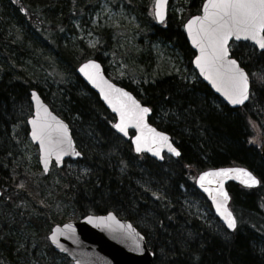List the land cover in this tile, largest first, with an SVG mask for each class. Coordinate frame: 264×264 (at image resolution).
I'll use <instances>...</instances> for the list:
<instances>
[{
  "label": "trees",
  "instance_id": "trees-1",
  "mask_svg": "<svg viewBox=\"0 0 264 264\" xmlns=\"http://www.w3.org/2000/svg\"><path fill=\"white\" fill-rule=\"evenodd\" d=\"M202 1L179 0L180 16L168 12L162 25L152 20L145 30L149 42L174 48L188 70L194 52L182 25L199 13ZM85 7L81 0H0V264H70L47 240L51 225L108 211L143 234L152 264H264V162L259 154L264 81L258 78L264 74V52L248 42L230 44L231 56L250 78L249 100L239 108L227 106L196 73L193 79L164 73L133 84L108 74L102 54L111 50L109 30L98 33L92 48L63 43V35L72 32L70 19ZM143 49L140 59L148 75L151 66L145 60L151 61V54L147 46ZM91 57L100 60L112 81L153 109L148 121L171 136L178 157L165 155L158 162L135 154L129 140L113 131V115L75 72ZM31 89L69 124L82 152L76 165L53 167L50 180L36 156L29 161L27 149L19 151L15 141L23 139L25 116L31 113ZM224 165L245 166L260 180L254 188L227 184L237 220L232 232L214 216L193 181L198 172ZM189 198L202 201L208 217L187 204Z\"/></svg>",
  "mask_w": 264,
  "mask_h": 264
},
{
  "label": "snow or ice",
  "instance_id": "snow-or-ice-1",
  "mask_svg": "<svg viewBox=\"0 0 264 264\" xmlns=\"http://www.w3.org/2000/svg\"><path fill=\"white\" fill-rule=\"evenodd\" d=\"M166 0H155L156 19L164 20ZM192 44L198 49L194 63L200 73L212 82L219 92L233 105L243 104L249 98V74L241 67L236 58H232L229 41L244 38L254 42L264 50V0H203L200 14L192 16L184 25ZM80 71L97 88L103 99L118 114L119 120L113 125L118 132L128 135L129 125L137 131L132 137L136 153L147 151L161 156V149L179 156V150L173 146L166 132L157 131L145 120V116L153 109L141 104L132 93L106 80L100 73V65L95 60L82 64ZM264 81V74L258 77ZM32 98L36 101V112L28 121L32 126L31 136L40 143L41 152L45 154L44 165L47 170V156L54 155L59 162L65 152L81 155L76 152L68 125L52 115L47 105L40 101L35 91ZM162 158V157H161ZM229 175L241 180L246 186L260 183L251 171L246 168H218L201 172L197 183L207 192L215 204L216 211L223 218L228 229L237 228V220L228 209L229 195L223 184ZM215 185L216 187H211ZM154 196L157 193H153ZM90 222H99L110 229L118 226L121 239L134 247L135 251H144L141 241L144 237L131 224H120L112 212L106 217L87 216ZM66 231L72 230L71 224L63 225ZM59 226L52 232L51 240L57 241ZM65 234V233H60ZM76 264H80L79 261Z\"/></svg>",
  "mask_w": 264,
  "mask_h": 264
},
{
  "label": "rangeland",
  "instance_id": "rangeland-1",
  "mask_svg": "<svg viewBox=\"0 0 264 264\" xmlns=\"http://www.w3.org/2000/svg\"><path fill=\"white\" fill-rule=\"evenodd\" d=\"M84 6H87L84 13L72 17V32L64 34L62 39L66 46L76 47L78 43H84L87 47L96 46L99 41L98 33L101 30H109L111 33L110 44L111 50L103 52L104 64L107 66L108 74L117 78H124L133 84L140 80H147L164 73H176L186 75L188 79H193L195 71L193 68L188 70L183 64L182 58L178 52L167 43L159 41L149 42L145 30L150 27L153 18V0H81ZM144 4L140 11L139 4ZM139 11V15H137ZM183 8L179 5V0H170L168 12H176L181 15ZM147 46L146 50L150 51L151 61L150 71L147 75L143 72L145 67L144 61L140 59V52ZM145 50V51H146ZM50 59V63L54 61ZM47 60V62H48ZM24 64L30 65V61L24 60ZM45 62V60H44ZM33 66V65H32ZM36 68V67H35ZM53 67H49L52 72ZM27 117V116H25ZM23 139L16 138L17 145L20 144L19 151L27 149L29 161L33 160L35 147L29 140L28 136L23 133ZM21 142V143H20ZM28 163V162H27ZM30 165V164H29ZM70 165V163L66 164ZM48 180L53 178L50 171ZM194 210H198L205 218L208 217L209 211L199 199L189 198L187 200ZM57 208H62L57 205Z\"/></svg>",
  "mask_w": 264,
  "mask_h": 264
},
{
  "label": "water",
  "instance_id": "water-1",
  "mask_svg": "<svg viewBox=\"0 0 264 264\" xmlns=\"http://www.w3.org/2000/svg\"><path fill=\"white\" fill-rule=\"evenodd\" d=\"M168 1L169 0H166V4H165V8H164V20L163 21H165L167 18ZM201 6H202V4H201ZM201 6H200V9H201ZM198 14H200V12ZM198 14H195V15H198ZM153 17L155 19L156 24H161L163 22V21L156 19V16H155V0L153 2ZM191 17H189L185 20V22L183 24V32L185 34V38L187 40V43H188L190 49L194 52L193 58L191 60L192 68L197 73V75L201 79V81H203L208 86V88L216 96H218L227 106H229L230 108H239V107L243 106L248 101L249 98L243 104H237V105L231 104L224 97V95L221 92H219L215 87H213L212 82L209 81L208 79H206V77L200 73L199 68L194 63L195 56L198 54V49H196L195 46L192 44L190 38L188 37L187 30L184 27V25L187 23L188 19H190ZM232 41L233 42H248V43L252 44L256 48L257 51L264 52V50L260 49L251 40L244 39V38L237 40L235 38H232L229 41V44ZM229 50H230V48H229ZM232 58H234V57H232ZM88 60H95L100 65V73L103 75V77L106 80H109L111 83L115 84L105 75L101 63L96 58H90V59H87V60L83 61L82 63H80L76 68V74L83 80V82L94 93H96V95L99 97L100 101L102 102L104 108L106 110H108L115 117V122H114V124H115L119 120L118 114L103 99V96L100 93V89L97 88L90 80H88V78L84 75V73H82L80 71L81 65L85 64ZM115 85L125 89V91L130 92L129 90H127L126 88H124L118 84H115ZM33 91H35L37 93V91L34 89L30 90V92H29V102L31 104L32 112H31V116L28 117L26 120L27 127H28V135H29L31 142L34 143L38 148V161H39L40 167L42 168L43 173L47 174L52 159L56 162V165L58 167H60V166H62L64 159H76V158H80L81 155L77 156V155H73L71 152H65V154L61 157L59 162L56 161V157L54 155L47 156L48 165H47V170H45V165L43 162L45 154L41 152L39 141L32 139V136H31L32 126L28 122L30 120V118L35 115V112H36V101L32 98V92ZM37 95L39 96L38 93H37ZM249 95H250V79H249ZM39 98L43 104L47 105V107H48L49 111L52 113V115L58 117L65 124H67L63 119H61L59 116H57L49 108L48 104L45 103L40 96H39ZM150 114H151V112L145 116V120L152 127L156 128L154 125H152L148 121V117L150 116ZM113 129L117 135H119L120 137H122L126 140L128 139L130 141L132 150L135 154H140V153L135 152L134 145L132 143V137L136 135V131H137L132 125H129L127 136H125L123 133L118 132V130H116L114 127H113ZM129 130L133 132L131 136L129 135ZM157 131H162V130L157 129ZM162 132H164V131H162ZM70 135H71V133H70ZM168 136H169V139L171 141V137L169 134H168ZM72 140H73V138H72ZM171 143H172V141H171ZM73 146H74V141H73ZM173 146L176 147L174 144H173ZM74 148H75V146H74ZM75 150H76V152H79L76 148H75ZM141 153L148 155L149 157L153 158L156 161H162L163 153H165V154H167L173 158L177 157V155L169 152L167 148L161 149V156L160 157H157L153 153L147 152L146 150L141 152ZM259 153H260L261 160L264 162V140H263V143L261 145ZM218 168H246V167L239 166V165H234V166L231 165V166L212 167L209 169H218ZM209 169L203 170L201 172L208 171ZM201 172H199L197 174V176L195 177V180H194L195 187L206 198V200L210 203L212 211L215 214V216L227 228V225L224 223L223 218L220 217L219 213L216 211L215 204L213 203L211 196L207 192H205L204 189L201 188L200 185L197 183V179H198ZM253 175H255V174L253 173ZM257 179H258V177H257ZM230 182L235 183V184H239V185H241L243 187H247V188H253V187H256L258 185L257 184V185H253V186H246L245 184H243L241 182V180L236 179L235 175H229V177L224 181V184H223L225 191H227L226 186ZM211 187L215 188L216 186L212 185ZM227 193H228V191H227ZM0 195H1V190H0ZM228 195H229V193H228ZM229 200H230V196H229ZM229 200L227 202V207H228ZM228 209H229V207H228ZM109 212H111V211H109ZM109 212L104 213V214L88 213V214H85L84 216H82L78 220H69V221H66V222L61 223V224H54L51 227V229L47 235V238H48L49 243L52 246L53 250L57 253H60V254L67 256L69 258V260L71 261V264H76L77 261H79L80 264H152L153 252L148 248L145 238L141 241V247L144 249V251H142V252L135 251L133 246H131L128 242L121 239V230L119 229L118 226H114L115 230H113V229H110L103 224H100L99 222H90L89 220L85 219V217H87V216H93V217L103 216V217H106ZM113 215L115 216L116 220L120 222V224H123L125 226H127L128 224H131L132 228H134L138 233H140L129 220L120 218L117 215H115L114 213H113ZM65 224H71L72 230L66 231L63 228V225H65ZM57 226H59V232L57 234V241L53 242L51 240V234L53 231H55L57 229ZM227 230L233 231L234 229H228L227 228ZM60 233H65V234H60Z\"/></svg>",
  "mask_w": 264,
  "mask_h": 264
},
{
  "label": "flooded vegetation",
  "instance_id": "flooded-vegetation-1",
  "mask_svg": "<svg viewBox=\"0 0 264 264\" xmlns=\"http://www.w3.org/2000/svg\"><path fill=\"white\" fill-rule=\"evenodd\" d=\"M23 133H25L27 136H28V129L26 128L25 130H23ZM34 149V156H36V153H37V148L36 147H33ZM37 159V158H36ZM75 161H73V166L76 165L74 163ZM1 187V186H0Z\"/></svg>",
  "mask_w": 264,
  "mask_h": 264
}]
</instances>
